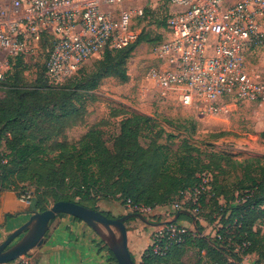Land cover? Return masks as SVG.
Masks as SVG:
<instances>
[{"label":"trees","instance_id":"trees-1","mask_svg":"<svg viewBox=\"0 0 264 264\" xmlns=\"http://www.w3.org/2000/svg\"><path fill=\"white\" fill-rule=\"evenodd\" d=\"M127 47L104 52L108 62L97 80L87 86L90 90L106 75L126 79L128 54H122ZM113 52L118 55L116 59L111 56ZM21 60L18 57L11 64ZM9 74L10 69L0 81V192L13 189L15 182L33 181L38 189L51 191L55 202H77L99 210L97 199L114 197L124 205L130 200L134 206L156 208L179 200L184 190L200 182L198 173L207 171L212 175L211 189L201 199L200 213L193 215L188 203L182 210L185 216L179 217L194 219V229L188 231L184 242L170 246L165 255L155 253L150 244L139 264H242L252 254L264 263V237L259 228L264 223L262 159H255V168L249 165L242 174L232 176L219 162L220 169L212 167L214 161L201 167V151L188 144L187 138L171 156L164 140L177 136L168 134L153 117L137 113H127L121 120L115 151L96 128L75 143L57 140L67 123L81 113L82 108L74 102L80 101L79 93L74 96V92L57 86H18L17 80L10 83ZM261 136L264 138V131ZM14 190L19 195L27 192ZM29 195L34 212L47 209L35 194ZM103 213L115 218L112 213ZM200 217L214 227V236L204 233ZM109 253L117 262L110 249ZM190 255L192 262H188Z\"/></svg>","mask_w":264,"mask_h":264},{"label":"built area","instance_id":"built-area-1","mask_svg":"<svg viewBox=\"0 0 264 264\" xmlns=\"http://www.w3.org/2000/svg\"><path fill=\"white\" fill-rule=\"evenodd\" d=\"M141 1H144L141 3ZM159 0H0V81L11 61L24 60L49 42L46 75L64 83L83 64L106 50H120L137 41L139 22ZM170 11L166 34L155 46L147 73L162 99L174 95L200 114L228 113L235 101L264 102V81L249 69V56L264 49V0H164ZM212 175L181 193L171 206L197 216L201 199L211 189ZM21 197L28 200V192ZM131 211L152 215L156 208ZM189 229L177 222L157 227L150 244L165 255L182 243ZM7 264H36L29 255Z\"/></svg>","mask_w":264,"mask_h":264},{"label":"rangeland","instance_id":"rangeland-1","mask_svg":"<svg viewBox=\"0 0 264 264\" xmlns=\"http://www.w3.org/2000/svg\"><path fill=\"white\" fill-rule=\"evenodd\" d=\"M226 1L234 3L240 0ZM169 11L164 0L155 1L148 9L147 16L140 20V28H138L140 41L123 50L122 55L128 54L125 80L116 75H106L100 79L94 90L87 87L96 81L99 73L105 69L108 61L105 59L104 51L88 60L64 83L53 85L49 80L47 81L45 75L49 49V42L45 41L35 54L20 62L13 61L14 63L10 65V83L15 84L17 80V85L22 87L44 89L57 86L61 90L74 92V96L76 92L79 93L77 95L80 101L74 100V102L78 108H82L81 113L67 123L62 132L55 137L57 140L75 143L89 130L96 128L101 131L108 146L115 151V138L120 133L121 120L127 113H137L153 117L168 134L177 136L164 140L169 146L171 156L179 146L184 145L183 138H187L188 144H193L201 151V167L214 161L212 167L215 169L218 166L216 163L219 162L220 168L231 171L232 176L242 174L249 165L255 168V159H262L264 162V138L261 136L264 131V102L238 100L226 114H200L194 108L183 106L174 95L167 100L162 99L153 83L147 79L148 70L156 64L153 50L166 34V17ZM262 30L264 32V28ZM111 56L116 59L118 55L113 52ZM249 69L252 74H259L264 81V49L258 48L250 54ZM2 95L3 91L0 92V96ZM62 101L63 98L60 99V102ZM146 142L149 143V141L144 143ZM194 154L197 155V152ZM219 156H222V159ZM200 173H198L199 177L209 172ZM12 188L21 193L26 190L35 194L34 196L38 197L43 207L47 209L55 203L53 193L48 189H38L33 181L15 182ZM97 206L102 212L107 210V206H112L113 211L109 213L115 218L120 217L116 210L123 212L122 216L134 213L121 200L114 197L97 199ZM159 216L162 215L154 212L146 218L156 224L161 220ZM55 224L53 220L46 236ZM132 224L143 229L151 226L140 218L128 219L127 226L131 227ZM185 227L191 231L194 229L190 223ZM259 228L261 237H264V223L259 225ZM204 233H211L209 227H205ZM26 234L27 232L19 236L12 245L19 242ZM36 248L38 247L30 250L27 255L33 258ZM192 261L191 256L188 262ZM244 262V264H264L258 261L255 254L251 257L246 256ZM114 264L118 263L114 262Z\"/></svg>","mask_w":264,"mask_h":264},{"label":"crops","instance_id":"crops-1","mask_svg":"<svg viewBox=\"0 0 264 264\" xmlns=\"http://www.w3.org/2000/svg\"><path fill=\"white\" fill-rule=\"evenodd\" d=\"M224 202L223 200L221 201ZM32 203L19 195L14 189H4L0 192V244L7 236L23 225L34 212ZM113 211L112 206H107L105 212ZM118 216L123 212L116 210ZM160 213V222H177L181 225L190 223L194 227V219L179 218L184 215L183 211H176L171 204L156 207ZM133 213V212H132ZM145 217L147 215L142 214ZM137 218V217H132ZM131 219V218H130ZM148 219V218H147ZM202 226L209 227L211 236L215 235V229L207 221L200 217ZM55 226L45 237L44 243L36 248L33 259L36 264H114L110 258V253L106 242L100 235L85 222L69 215H63L55 219ZM151 225L148 229L139 226H126L128 229V247L136 264L142 260L144 251L149 247L151 237L157 229L154 222H145ZM207 234V233H206ZM192 253V249H189ZM205 254V251H203ZM254 255V254H253ZM252 255H248V257ZM254 257V256H253ZM246 258V257H245ZM242 264H244V260Z\"/></svg>","mask_w":264,"mask_h":264},{"label":"water","instance_id":"water-1","mask_svg":"<svg viewBox=\"0 0 264 264\" xmlns=\"http://www.w3.org/2000/svg\"><path fill=\"white\" fill-rule=\"evenodd\" d=\"M60 214L72 216L91 226L106 242L118 264H135L128 247L126 221L132 217H137L149 222L145 216L139 212H134L118 218H109L102 211L77 202L64 200L55 202L52 207L44 211L33 212L23 225L11 232L0 244V264L10 263L28 254L33 248L41 246L45 241L51 222ZM165 223L167 222L156 223L155 225L160 226ZM25 232L27 234L19 242L12 245Z\"/></svg>","mask_w":264,"mask_h":264}]
</instances>
